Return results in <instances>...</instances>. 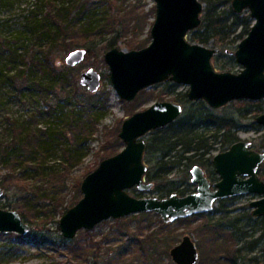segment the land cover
Wrapping results in <instances>:
<instances>
[{
    "label": "rangeland",
    "instance_id": "1",
    "mask_svg": "<svg viewBox=\"0 0 264 264\" xmlns=\"http://www.w3.org/2000/svg\"><path fill=\"white\" fill-rule=\"evenodd\" d=\"M205 7L206 4L204 10ZM51 8L53 14L61 8L72 10L68 19L56 24L62 28L66 43L74 48L62 46L57 51L48 52L51 64L67 75L66 86L62 87V91L57 88L44 97L43 91L25 84L27 74L23 75V79L2 84L0 142L7 144L15 139V123L18 124L16 127L27 128L29 132L53 129L63 132V136L55 140L51 152L47 144H43L40 151L44 150L45 153L40 162L30 161L14 168L10 163L0 161V187L4 190L0 207L21 215L27 209L28 217L23 216V219L34 226V230L26 236L0 233V264H170V249L179 244L184 236H191L197 244L200 253L198 264H234V257L238 253L236 264H260L250 258H262L264 236L255 253H250L246 247L249 240L261 238L260 229L264 226V223L258 224L247 217L252 211L249 204L258 198L256 195L231 198L224 205L218 203L211 214L193 216L191 220L165 224L157 214H133L118 220L103 221L91 230H80L73 239L63 236L60 219L65 210H69L73 203L76 205L77 198V201L82 199V192L79 196L77 191H81L84 178L99 166L109 151L118 147L122 150L117 141L124 120L155 102L175 101L182 104L185 110L195 102L187 97L189 85L172 81L155 84L142 90L133 102H126L117 94L111 82L110 69L105 61L106 52L113 48L140 50L151 43V27L156 18L154 0H1L0 40L13 42L22 36L23 40L17 45L19 53L26 55L24 51L29 50L34 58L45 62L46 53L36 48V40L26 32V25L35 14L38 20L46 17ZM221 9L234 12L232 2ZM235 14L251 18L248 10ZM253 22L252 19L251 25ZM195 31L198 32L197 29ZM191 33L187 39L200 44ZM247 35L238 38L236 44L220 50L212 58L216 71L239 73L243 69L235 56L226 50L235 52ZM136 36L138 40L131 46ZM222 36L225 44L234 38V35L230 36V29ZM115 39L117 44L109 47ZM204 46L220 49L213 41ZM77 49L87 51L85 59L76 66H68L67 56ZM13 65L18 66L17 71L26 70L21 60L12 63L10 69ZM89 69L101 75V87L96 93L80 84L82 73ZM17 71L14 69L10 74L16 76ZM37 77L43 78V75L38 72ZM44 80L45 83L49 82V76H45ZM209 108L220 124L230 128L241 140L250 141L257 151L264 152V127L255 122L261 114H258V110L264 109V99H242L220 109ZM151 137L148 136L146 140L149 141ZM38 148L33 147L31 152L25 144L19 153L23 157H30L38 153ZM216 153L219 151H214L212 155ZM159 159V153L154 150L145 155L148 167L155 166ZM260 167L264 171V162ZM182 170H177L160 186H165L169 180L180 183ZM21 177L29 183L23 182ZM129 192L137 198L162 197L156 185L148 192H140L137 188ZM217 209L222 211L216 212ZM238 218L240 220L234 226L232 220ZM167 241L172 244L169 255L165 254L164 248ZM154 244L157 249L154 255H150ZM239 248H244V251L236 253ZM216 250L219 253L215 254Z\"/></svg>",
    "mask_w": 264,
    "mask_h": 264
},
{
    "label": "water",
    "instance_id": "2",
    "mask_svg": "<svg viewBox=\"0 0 264 264\" xmlns=\"http://www.w3.org/2000/svg\"><path fill=\"white\" fill-rule=\"evenodd\" d=\"M156 18L151 27V43L140 50L113 48L105 61L117 94L133 102L138 94L155 84L175 82L189 85L187 97L192 102L204 101L220 109L233 101L264 99V0H233L235 13L249 11L254 20L248 35L234 52L243 66L239 73L216 71L212 58L220 51L191 43L187 36L202 24L204 3L200 0H154ZM84 49L73 50L66 58L68 66L80 64ZM80 84L92 93L101 87V75L94 69L82 73ZM184 113V106L175 101H159L137 111L124 120L119 133L124 147L117 154L103 159L81 184L82 199L60 219L59 226L67 239L80 230H91L103 221L118 220L133 214L154 213L165 224L197 215L209 214L219 201L256 195L249 207L254 217L264 218V179L259 174L264 152L252 143L240 140L226 151L216 153L212 163L219 180L211 182L200 166L191 170L196 192L186 196L177 193L161 199L137 198L129 190L148 192L154 182H146L148 166L144 161L146 138L150 132L163 129ZM264 127V112L255 119ZM4 190L0 187V198ZM34 226L26 223L17 211L0 207V233L26 236ZM175 264H198L200 253L191 236L170 249Z\"/></svg>",
    "mask_w": 264,
    "mask_h": 264
},
{
    "label": "trees",
    "instance_id": "3",
    "mask_svg": "<svg viewBox=\"0 0 264 264\" xmlns=\"http://www.w3.org/2000/svg\"><path fill=\"white\" fill-rule=\"evenodd\" d=\"M200 1L206 4L205 10L202 13V24L197 29L198 32L193 31V34L191 33L195 37V40L198 41V43L205 45L213 41L216 46L220 47V50L222 51V49H226L236 44L238 38L243 37L250 31L252 26V19L250 17H241L240 15L235 14L232 10L231 12H227L226 10L221 9L222 7L232 2V0ZM52 12L53 9L51 8L48 15L41 20H38L37 15L35 14L34 17L28 22V25H26V32L34 36V39L36 40V48L46 53L45 62L38 61L32 54L29 53V50L24 51V53H27L26 55L19 53L20 48L17 47V45L21 42V40H23V38H21L22 36H19L13 42L8 39L2 41L0 40V86H2V84H6V82L13 83L16 80L23 79V75L26 74L28 77L25 78V84L29 88L34 87L39 91H43V93L45 94L44 97L49 96V94L54 92V90L57 88L58 91H62V87L66 86L65 79L67 75L59 71L57 67L51 64V59L48 52L51 50L57 51L60 49V47L62 48V46L63 48L67 47V49L68 47H71V49L74 48L71 44L69 45L66 43L67 38L65 36H62V28L59 26V24H56L63 21L65 18L68 19L72 13V10L61 8L56 10L54 14ZM74 22L78 24V20L76 18H74ZM138 22L139 20L136 21V29ZM129 25L131 26L132 24L129 23ZM228 29H230V36L234 35V38L230 39L225 44L222 33L228 31ZM239 29L242 30L237 33ZM116 40L117 39H115V41H111L108 46L113 47L114 44H117ZM137 40L138 39L136 36L134 38V42L130 45L132 46L133 44H135ZM130 42H132V40ZM224 45L228 46L224 47ZM7 51L10 54H8ZM226 52L228 54L234 55V51H232L231 49L226 50ZM19 60H21V63L23 62V64L26 66V70L23 69L17 71L18 66L15 67L14 65V67L10 69L12 63H18ZM20 66L22 67V65ZM14 69L15 71H17L16 76L10 74ZM38 72H40V75H43V78L37 77ZM34 76L35 78H33ZM45 76H49L50 78V81L47 83H45L44 80ZM193 104L194 105L192 107H188L186 110L184 109L183 115L169 126L150 132L148 136L151 135L152 137L149 141L146 140L147 149L145 155L148 151L154 150L155 152L159 153L160 159L155 166L148 167V171L145 175V181L148 183L154 182V186L156 185L157 190L161 193V198L165 196H171L174 193H177L180 196H186L188 194H191L192 192H196V185L191 182V170L194 166H200L201 168H203L206 176L211 182L219 180L215 170L213 169L212 153L214 151H226L232 144L241 140V138L237 134H234L230 128H227L223 124H220L216 120V118L212 116V113L210 112L211 109L206 104V102L199 101ZM263 112L264 109L260 108L258 110V114H262ZM16 125L18 124H14L15 139L12 142H8L7 144H5L6 142H0V161L10 163L14 168L27 162L30 163V161L36 160L40 162V160H43L45 153L44 150L40 151V149L44 146L43 144H47V146L49 147L48 151L51 152L55 140L59 138L60 135L63 136V132H59L53 129L29 132L27 128L16 127ZM24 134L26 138L24 137ZM117 142H119V145L122 148L124 147V143L120 138ZM25 144H27L31 152L33 147L39 146L38 153L36 155H31L30 157L21 156V154L19 153V149L22 148V146H24ZM262 146L264 147V143L262 144ZM119 151L120 147H118L116 150L109 151L107 153L108 155L106 156H113ZM180 168H183L181 172L183 173V176L180 183H177L174 180H169L168 183H165V186H160L163 181H166L169 176H171ZM22 174L25 176L24 172ZM259 174L264 179V171H262L261 167L259 169ZM21 180L23 182L29 183L23 177H21ZM77 192L80 196L81 191L78 190ZM77 200L78 198L75 200L76 204L77 202H79ZM231 200L232 199H225L219 201L218 203L220 205H224ZM72 206H74V203L71 205V207ZM67 211L68 209L65 210L63 214ZM217 211L221 212L222 209H217L216 212ZM22 212V218L23 216L28 217L26 214L27 209H24ZM151 214L154 213H143L141 215L148 216ZM247 217L250 220L256 221V223L258 224L260 222L264 223V218L254 217L252 215V211L247 214ZM185 220H191V218L182 219L180 221ZM239 220L240 218H238L237 220H232V224L236 226ZM161 223L163 224L162 221ZM260 231L261 238L252 239L247 242L246 247L248 248L250 253L256 252L258 244L264 236V226L261 227ZM148 238H150V236H148ZM152 238H154V236H152ZM171 246L172 244L168 241L164 244L166 255H169L168 253ZM156 249L157 245L154 244L153 248L151 250L149 249L150 255H154ZM243 251L244 248H239L238 250H236V253H242ZM214 253L216 254L219 252L218 250H216ZM238 255L239 253L234 257V264H236ZM250 260H257L260 262V264H263L264 253L262 258H260L259 256H254L253 258H250ZM120 263L128 264L126 262ZM170 264L174 263L170 261Z\"/></svg>",
    "mask_w": 264,
    "mask_h": 264
},
{
    "label": "bare ground",
    "instance_id": "4",
    "mask_svg": "<svg viewBox=\"0 0 264 264\" xmlns=\"http://www.w3.org/2000/svg\"><path fill=\"white\" fill-rule=\"evenodd\" d=\"M114 98H116V97H114ZM113 101H115V99H113Z\"/></svg>",
    "mask_w": 264,
    "mask_h": 264
}]
</instances>
